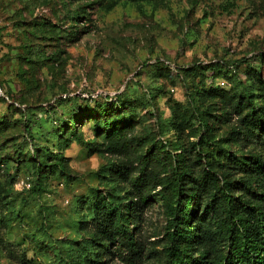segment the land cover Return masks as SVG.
<instances>
[{"label": "rangeland", "instance_id": "1", "mask_svg": "<svg viewBox=\"0 0 264 264\" xmlns=\"http://www.w3.org/2000/svg\"><path fill=\"white\" fill-rule=\"evenodd\" d=\"M220 62L252 73L240 76L251 101L235 108L228 83H212L229 92L221 102L192 79L201 66ZM261 93L264 0H0V264H131L116 241L111 254H99L107 243L89 224L95 204L123 198L143 170L153 176L142 196L165 186L177 145L164 124L173 120L172 104L183 110L190 97L193 111L209 108L210 129L202 135L192 109L181 116L180 156L196 188H216L200 181L204 158L219 146L247 153L255 140L242 117L264 106ZM105 110L106 119H94ZM104 120L131 128L107 140L97 132ZM87 123L93 136L81 131ZM73 144L78 151L67 153ZM142 216L137 264H152L166 245L162 203H145Z\"/></svg>", "mask_w": 264, "mask_h": 264}, {"label": "trees", "instance_id": "2", "mask_svg": "<svg viewBox=\"0 0 264 264\" xmlns=\"http://www.w3.org/2000/svg\"><path fill=\"white\" fill-rule=\"evenodd\" d=\"M200 66L196 64L192 67L199 69ZM192 67L177 68L174 74L176 77H183ZM201 67L203 73H198L192 79L198 80L196 84L202 83L205 90L203 92L218 96L221 102H225L229 92L212 85L213 81L222 79L232 88L230 91L235 93V97L230 98V101L235 102V108L242 100L251 101L247 86L242 85L240 76L248 78L252 73H240L239 66L234 63H208ZM254 76L256 82L262 83L259 73H254ZM260 97L264 104V93ZM187 102L183 110H179V104L173 103V120L164 124L175 135L174 142L177 145L176 151L171 155L172 170L165 186L157 183L161 188L155 196H142L144 182L153 176L151 172L143 170L142 175L137 178V185L124 193V197H129V203H125L120 194H114L111 200L107 201L104 197L95 204L89 224L97 239H103L107 243L99 254H111V244L116 241L125 258L131 264H137L144 248L141 239L142 208L145 203L159 200L164 207L166 219V245L161 257L152 264H264V106H258L257 109L252 107L242 117V121L252 127V140L256 141H251L247 147L246 136L238 134L237 141L241 151L247 147L246 154L239 155L231 148L219 146L214 150L215 154L205 156L200 181H208L216 188L207 187L205 191H201L192 181L185 156H180L183 149L178 148L176 132L179 128L178 119L189 116L187 112L192 109L195 121L203 130L202 135L206 134L210 129L207 114L209 108L193 111L196 104L194 97H190ZM115 110L116 113H121V109ZM218 110L223 112L225 109L219 105ZM106 112L108 110L95 112L94 119L100 115L106 119L109 116ZM241 114V111L237 112V115ZM192 115L190 113V117ZM103 125L97 132H106L107 140L115 134L120 136L124 129L131 128L105 120ZM258 136L260 137L257 138ZM201 143L200 138L195 146L199 148ZM231 146L234 145L229 147ZM166 154L170 156L167 151ZM145 158L146 156L142 160ZM215 165L225 168V173L214 169ZM42 169V164L38 163L36 176L42 175ZM117 172L123 173V169Z\"/></svg>", "mask_w": 264, "mask_h": 264}, {"label": "clouds", "instance_id": "3", "mask_svg": "<svg viewBox=\"0 0 264 264\" xmlns=\"http://www.w3.org/2000/svg\"><path fill=\"white\" fill-rule=\"evenodd\" d=\"M92 123H87L85 124L82 128H81V131H86L88 132L90 135L93 136V132H92V128L93 127H90ZM78 148H79V145H70L67 149H65V151L69 154H72V153H75L78 151ZM116 264H121V262L119 260L116 261Z\"/></svg>", "mask_w": 264, "mask_h": 264}]
</instances>
